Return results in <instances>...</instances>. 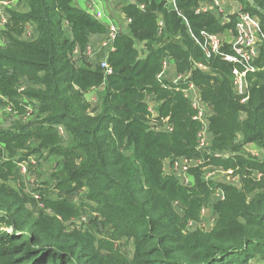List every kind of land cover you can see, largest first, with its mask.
<instances>
[{"label": "trees", "instance_id": "1", "mask_svg": "<svg viewBox=\"0 0 264 264\" xmlns=\"http://www.w3.org/2000/svg\"><path fill=\"white\" fill-rule=\"evenodd\" d=\"M136 1L144 4V11L126 2L120 6L130 23L108 54L112 72L107 76L97 64L76 66L71 59L76 46L84 49L90 36L106 33L105 24L74 0H26V10L11 12L8 31L1 33L0 94L22 111L28 101L15 98L21 83H28L32 87L24 94L34 117L14 130L0 129V264H248L252 259L264 264V159L241 152L249 144L264 152V44L254 62L259 70L247 75L248 101L241 104L232 89V65L206 58L192 37L202 30L234 31V15L221 25L211 13H195L202 0H176V9L166 0ZM238 1L264 31V0ZM158 14L164 23L161 33ZM26 25L34 27L30 39L21 37ZM168 55L178 72L191 69L190 81L211 109L210 150L233 155L208 158L196 148L200 127L181 91L184 83H167L168 89L156 81ZM195 63L207 70L192 68ZM98 86V110L91 116L84 93ZM146 94L162 100L154 120ZM164 118L173 130L155 131L150 122L161 124ZM59 125L64 137L57 132ZM41 153L55 165L50 179L62 192L48 200L37 188L40 200L55 214L50 218L33 217L25 207L29 198L23 187L14 190L8 184L17 181V162L23 156ZM181 156H202L205 164L232 169L240 186L205 183L202 167L190 169L195 177L191 187L182 186L162 170L164 159ZM216 188L224 198L211 205L213 225L190 229L188 223L199 220ZM78 190L82 195L76 205L71 199ZM30 200L37 202L32 196ZM82 209L111 224L115 239H131V256L113 247L100 256L83 232H65L57 215L66 218Z\"/></svg>", "mask_w": 264, "mask_h": 264}, {"label": "built area", "instance_id": "2", "mask_svg": "<svg viewBox=\"0 0 264 264\" xmlns=\"http://www.w3.org/2000/svg\"><path fill=\"white\" fill-rule=\"evenodd\" d=\"M128 4H135L140 10L144 11V4L136 0H124ZM168 3L173 5L176 9V0H166ZM208 2V3H207ZM6 3L0 0V26H3L8 20L5 15H3L1 7ZM235 9L232 11L234 15V32H231L232 38L229 41L224 40L218 34L209 33L205 30L200 31L199 36L196 37L192 35L194 41L200 46L206 58L212 56L218 57L221 61L230 63L232 65L231 77H232V89L234 94L239 99L241 104H245L249 98L247 75L252 72H256L259 68L254 65V62L258 59L260 54V48L264 44V31L261 28L258 18L249 12H246L242 8V4L237 0L235 4ZM84 11L92 15L98 20H102L105 17L103 10L99 7L97 1L88 3L84 6ZM204 13L208 12L214 15L221 23H229L232 19L229 17L227 12L222 6V0H202L198 3V6L195 8V13ZM130 23V19L127 18V25ZM106 36L99 40L98 44L94 47L97 52V62L96 64L103 70L105 76L110 75L112 69L107 62L108 54L114 50V41L117 35L120 33L119 26L110 18L107 19L106 23ZM157 24L159 26L158 33H161L164 23L159 21L157 18ZM86 49H91L90 45H86ZM100 53V55H99ZM168 57L164 58L161 65L160 72L156 75V81L161 88L171 89L169 85L170 82L174 84L184 83V88L181 89L184 96L188 99L191 108L194 110L192 119L199 124V131L196 135L197 145L196 148L199 151L206 152L208 158L217 157V158H227L233 155V152L230 151H218L210 150L211 143V134L208 130L209 117L211 115V109L208 105L202 101L201 94L199 89L190 81L191 73L190 71H185L181 74H178L175 79L168 81L167 70H168ZM195 68L200 70H207V67L201 63H195ZM169 83V84H167ZM144 102L147 106V110L150 112L151 118L154 120L158 117V107L162 100H156L153 95L146 94L144 97ZM6 108L7 111H11L13 108L12 104L8 105ZM27 110L32 111V108H27ZM26 115H29L27 112ZM168 118L162 119L161 124H157L154 121L150 122V125L153 126L154 130L157 132H171L173 127L167 123ZM57 132L65 136L64 128L59 125L57 126ZM252 154L251 150H249ZM255 158L262 159L260 156L255 155ZM173 158L172 170L169 173L164 175L173 176L174 173H179L178 178L175 177L179 183L184 187H191L194 183H191L188 179V174L190 173L191 168L202 167L201 170L205 167V160L201 157L197 158H187L185 156L181 157H169ZM3 159H6L3 157ZM167 159V158H166ZM33 162V159L30 160ZM193 162L194 165L190 164ZM18 163V162H17ZM20 163V162H19ZM18 165V164H17ZM209 165V164H208ZM213 166V165H209ZM19 174L20 172L26 171V165L20 163L18 166ZM218 167V166H216ZM232 177L237 176L236 181L238 184L230 183L235 186H240V177L238 174L234 173L232 169H223ZM201 171V172H202ZM181 172V173H180ZM192 176H194L192 174ZM252 177L255 179H260L261 174L259 172H253ZM37 186H30L29 192H31L32 197L39 202L40 195L37 190ZM215 200H222L224 194L222 189L216 188L214 191ZM213 225L214 217L210 219ZM209 220V221H210ZM191 228V222L188 223Z\"/></svg>", "mask_w": 264, "mask_h": 264}, {"label": "rangeland", "instance_id": "3", "mask_svg": "<svg viewBox=\"0 0 264 264\" xmlns=\"http://www.w3.org/2000/svg\"><path fill=\"white\" fill-rule=\"evenodd\" d=\"M6 3H4L1 7L3 15L7 17L9 20L11 12L12 11H18L22 12L26 10V0H2ZM124 0H117V3L119 6H122L124 3ZM8 20H6L8 22ZM7 22L0 26V46L4 44L5 40L2 38L1 33L8 31V24ZM9 23V22H8ZM231 32H234L231 30ZM34 34V27L31 25H26L23 29V33L21 35L24 39H30L33 37ZM137 49L139 52H142V45L136 44ZM100 55V53H99ZM141 56V55H140ZM72 59V56H71ZM195 64H193L192 68H195ZM198 69V68H197ZM201 71H206L204 68ZM191 72V69L189 70ZM21 87L18 88V102L24 100L28 101V104L22 105V111L20 109L18 110L15 105H13L11 108V111H7L6 108H8L10 104H13L11 100H9L7 97L0 94V100L2 103H0V129H10L14 130L16 124L26 123L34 117V111L27 110V108H32L31 103L29 100H27L29 97L24 94L27 87L29 86L28 83H21ZM97 90L95 87H92L89 91L84 93V99L85 101H88L90 104L88 107V112L91 116L95 115L97 113ZM92 95V97H91ZM31 101V100H30ZM35 102V100H33ZM31 101L32 103H34ZM29 113V115H26V113ZM59 134V132H58ZM61 137H64V135L59 134ZM25 152V151H22ZM243 153H250L249 151H245L244 149L241 150ZM253 156L260 155V153H263L264 159V152L259 150L258 148H253L251 150ZM41 156L39 157L38 154H28L21 158L20 161H18V165L20 163L26 165V171L20 172L19 177L17 178V181H10L8 184L10 187L14 190L23 187L22 193L27 195L29 199H26L25 207L32 212L33 217H37L39 214L50 218V216H54L55 214L53 211L47 207H45L44 203L39 200V202H32L30 200L31 192L30 186H37L39 185L40 191L43 192L44 197H47L48 200L50 199H56L58 197H61L62 194L61 191L58 189L53 188L54 182L50 179V176L52 173H54L56 170L55 165L53 166V163H50L49 158L46 159V154L41 153ZM251 155V154H250ZM5 157V156H4ZM19 157L17 156V159ZM31 158L33 159V162H31ZM255 158V157H254ZM258 159V158H255ZM1 162V159H0ZM20 162V163H19ZM17 165V166H18ZM219 167V166H218ZM215 165L209 166L208 164L205 165L203 169H206L200 173V179L204 181L205 183H221V184H230L235 183L238 184L236 181L237 176H231L226 171H222L221 168H218ZM58 173V172H56ZM49 181L48 184L45 182ZM20 185V186H19ZM48 185V187H47ZM45 187V188H44ZM214 192L210 195V201L208 202V205H204L200 210V216L199 220L196 222H191V228L197 227L201 229H208L212 226L211 224V218L214 216V211L211 210V205L217 201L214 198ZM40 195V192H39ZM81 192L75 191L74 196L71 199L72 203H75L78 205V198L81 197ZM41 199V195H40ZM58 221L63 226V229L65 232H75V233H82L87 235V237L90 239L91 245L93 249L97 252L100 256H105L110 253V250L113 249L123 253L126 257H130L132 254V241L131 239L127 238L126 236H122L119 239H115V235L113 234L114 227L105 222V220L99 216V214L93 210H81L80 212L76 213L75 215H71L66 218H62L61 216L57 215ZM210 220V221H209ZM81 231V232H80ZM114 235V236H113ZM260 262H264L263 258L260 259ZM255 260L252 259L248 262V264H254Z\"/></svg>", "mask_w": 264, "mask_h": 264}, {"label": "crops", "instance_id": "4", "mask_svg": "<svg viewBox=\"0 0 264 264\" xmlns=\"http://www.w3.org/2000/svg\"><path fill=\"white\" fill-rule=\"evenodd\" d=\"M97 1L99 4V7L103 10L105 17H103L102 23H106L107 19L110 18L112 19L118 26H119V32L120 33H126V25H127V17L126 15L121 11L120 6L117 3V0H74V4L81 9H84V6L88 3H92ZM237 0H222V6L224 10L227 12L229 17L231 18L233 16L232 11L236 8ZM208 3V2H207ZM158 19L159 21L163 22L162 16L158 14ZM220 22V21H219ZM221 25H226L227 23H221ZM63 27L66 30H69L67 27V23L63 24ZM220 37H222L224 40L229 41L232 38L230 29H225L224 31L218 33ZM106 36V33L103 35H92L89 37V42L87 45H90L91 49H86V46L84 49H81L79 46H76L72 50V61L75 63L76 66L79 64L85 62L88 64L96 65L97 62V52L94 49V47L98 44L99 40L104 38ZM168 57V70H167V77L168 81L171 79H175L178 74H181L180 72L177 71V66L175 61L171 56H165V58ZM183 73V72H182ZM97 91L102 90V86L95 87ZM92 97V95H91ZM253 148H258L254 144H249L243 147L245 151L252 150ZM263 152L262 149L258 148ZM263 153H260V158H263ZM173 158H167L164 159L162 162V169L165 170V173H169L170 170H172V163H173ZM190 164L194 165V163L191 161ZM190 173L188 174V179L191 183H194L195 177L192 176V172L189 171ZM181 173V172H180ZM179 173H174L173 176L178 178Z\"/></svg>", "mask_w": 264, "mask_h": 264}]
</instances>
